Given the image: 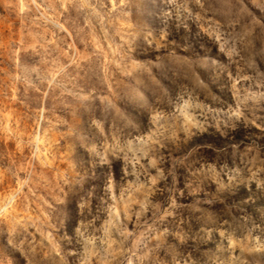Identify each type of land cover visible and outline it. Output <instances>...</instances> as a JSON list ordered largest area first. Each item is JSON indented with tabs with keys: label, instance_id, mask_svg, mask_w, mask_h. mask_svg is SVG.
<instances>
[{
	"label": "rangeland",
	"instance_id": "obj_1",
	"mask_svg": "<svg viewBox=\"0 0 264 264\" xmlns=\"http://www.w3.org/2000/svg\"><path fill=\"white\" fill-rule=\"evenodd\" d=\"M0 264H264V0H0Z\"/></svg>",
	"mask_w": 264,
	"mask_h": 264
}]
</instances>
